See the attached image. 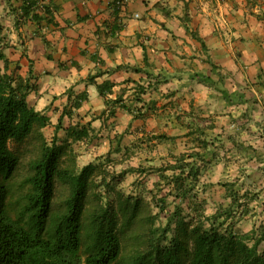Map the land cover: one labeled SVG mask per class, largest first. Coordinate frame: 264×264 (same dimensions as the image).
<instances>
[{"label": "rangeland", "instance_id": "rangeland-1", "mask_svg": "<svg viewBox=\"0 0 264 264\" xmlns=\"http://www.w3.org/2000/svg\"><path fill=\"white\" fill-rule=\"evenodd\" d=\"M127 1L131 5H138L135 0ZM137 3L152 5L151 12L140 13L137 19L132 14L126 16L127 21L122 27L127 25L132 30L147 29V23L149 28L159 32L165 30L174 33L180 22L186 30V45H190L192 53L205 57L202 59L205 68L208 67L207 59L212 57L216 74L214 89L219 94L211 108L209 102L192 107L194 117L199 119L196 123L201 124L207 137L193 134L191 126L182 125L189 122L188 117H191L188 112L180 111L179 116L183 117L180 118L183 121L176 120L177 125L172 126V130L163 132L167 136L164 140L155 139L157 141L154 142L149 137L151 144L130 152L129 162L122 154L114 156L115 163L112 165L107 162L111 161L110 157L99 160L100 170L93 177L89 206L100 202L101 205H108L114 202L118 194L138 199L143 215L153 219L152 226L156 229L154 237L162 236L161 244L167 245L173 231L164 233V236L163 229L168 225L174 229L175 210L181 211L182 217L197 221L201 214L212 216L228 208L232 195L236 194L240 200L233 208L235 229L241 235L251 236L249 245L259 238L258 250L264 251V0H138ZM5 12L3 9L0 11L3 29L0 41L7 46L4 51L8 56V50L18 46L16 40L9 36L12 32L8 31L22 27L23 23L17 17L11 24L4 21ZM190 41L194 44L191 45ZM201 41L205 43V48L201 47ZM194 45L198 50L194 49ZM24 46L19 48L22 52L26 51ZM1 65L4 67L3 63ZM17 70L9 66L6 71L16 74ZM223 92L228 97H224ZM45 135L51 142L52 132L46 131ZM204 139L209 141V148L198 164L197 196L191 209L185 202L178 210L176 205L180 200L176 197V191L169 186L168 179L159 178L158 169L176 163L186 153L199 151V143ZM9 146L21 156L20 166L9 182L8 201L15 213L26 193L23 182L30 173L29 162L36 152L32 143L21 146L10 143ZM90 158L94 159L93 156ZM130 168L135 172L122 179L120 173ZM166 175L169 177L172 172L168 171ZM68 194V189L57 183L53 215L65 211ZM243 203L248 205L247 212ZM150 226L146 221L138 222L129 230L131 233L121 237V263L130 264L146 251ZM89 244L90 240L84 232L81 247L83 258L88 254Z\"/></svg>", "mask_w": 264, "mask_h": 264}, {"label": "trees", "instance_id": "trees-1", "mask_svg": "<svg viewBox=\"0 0 264 264\" xmlns=\"http://www.w3.org/2000/svg\"><path fill=\"white\" fill-rule=\"evenodd\" d=\"M36 1L25 0L21 8L24 16L33 13L32 19L40 20ZM42 10L44 13L49 12L46 7ZM117 29H122V26ZM2 34L0 25V37ZM44 43H47L45 39ZM200 44L205 48V43L201 41ZM5 48L7 46L0 41V264H123L120 262L121 237L131 233L129 230L143 221L151 224L147 248L130 264H264V251L258 250L260 239H254L252 245H249L251 236L241 235L235 229L232 221L233 208L240 200L236 194L232 195L228 208L212 216L201 214L197 221L182 217L181 211L175 210L174 229L169 225L163 229V234L173 231L167 245L161 244L162 236L154 237L156 229L152 226L153 219L143 215L138 199L118 194L114 202H109L108 205H101L100 202L89 206L93 177L99 174L100 164L89 163L79 168L68 139L59 144L56 139L48 142L42 129L49 125L50 119L36 111L27 101V96L36 87L30 82V78L6 71L10 62L4 52ZM144 62H147L145 56ZM207 63L214 72L212 60L208 58ZM31 72L30 69V74ZM211 80L207 76L202 79L204 83L215 86V81ZM113 86L110 82L99 85V94L105 96ZM223 94L228 97L224 92ZM85 99L86 96L82 95L74 103V108H79ZM70 112L71 109H64L59 125ZM188 114L191 117H188L189 122L182 125L191 126L193 134L207 137L201 124L196 123L199 119L194 117L195 113L190 111ZM180 118L183 119L178 115L176 120L183 121ZM66 132L68 138L74 141L88 136L85 127H70ZM166 137L160 134L153 138L164 140ZM204 140L199 143V151L186 153L176 163L158 169L159 178L166 181L168 179L167 183L176 191V197L180 200L176 205L178 210L185 202L191 209L197 196L196 186L200 172L198 164L209 148V141ZM10 143L17 146L32 143L36 152L29 162L30 173L23 182L26 193L15 213L8 201L9 182L20 166L21 156L10 148ZM114 152L125 156L127 162L131 159L130 149L123 150L120 139ZM134 170L130 168L122 171L120 176L123 179ZM168 171L172 175L166 177ZM57 183L66 187L69 194L65 201V211L53 215ZM162 200L165 201L164 198ZM247 206L243 203L245 211ZM84 232L90 240L85 258L81 256Z\"/></svg>", "mask_w": 264, "mask_h": 264}, {"label": "crops", "instance_id": "crops-1", "mask_svg": "<svg viewBox=\"0 0 264 264\" xmlns=\"http://www.w3.org/2000/svg\"><path fill=\"white\" fill-rule=\"evenodd\" d=\"M24 1L0 0V11L6 10L4 21L11 24L17 17L23 23L8 31L18 45L8 50L9 66H18L16 75L35 85L27 101L50 119L42 129L44 136L52 132L58 144L68 139L78 167L107 157L114 164V156L120 155L114 152L119 139L123 150L147 148L149 137L155 142L154 136L177 125L180 111L189 113L202 102L211 108L217 99L218 90L202 81L205 74L211 81L216 74L208 63L204 67V56L190 51L180 22L174 33L159 32L147 23L149 29L132 30L127 25L117 29L126 23V16L140 17L152 5L127 1L121 11L115 8L117 0H37L41 19L34 20L33 13L23 15ZM194 49L198 50L196 45ZM106 82L114 86L101 96L98 86ZM82 95L86 99L74 108ZM64 109L71 112L59 125ZM70 127H85L88 136L74 141L67 136Z\"/></svg>", "mask_w": 264, "mask_h": 264}, {"label": "built area", "instance_id": "built-area-1", "mask_svg": "<svg viewBox=\"0 0 264 264\" xmlns=\"http://www.w3.org/2000/svg\"><path fill=\"white\" fill-rule=\"evenodd\" d=\"M127 0H117L115 3V8L119 9V10H125V4H126ZM135 18H139V14L136 13L135 14Z\"/></svg>", "mask_w": 264, "mask_h": 264}]
</instances>
